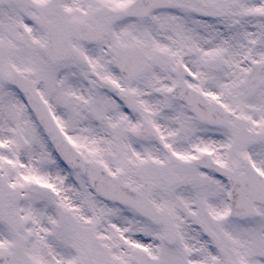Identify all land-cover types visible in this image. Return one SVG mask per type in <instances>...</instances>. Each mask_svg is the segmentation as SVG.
Segmentation results:
<instances>
[{"label": "snow or ice", "instance_id": "obj_1", "mask_svg": "<svg viewBox=\"0 0 264 264\" xmlns=\"http://www.w3.org/2000/svg\"><path fill=\"white\" fill-rule=\"evenodd\" d=\"M0 264H264V0H0Z\"/></svg>", "mask_w": 264, "mask_h": 264}]
</instances>
